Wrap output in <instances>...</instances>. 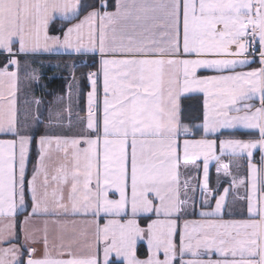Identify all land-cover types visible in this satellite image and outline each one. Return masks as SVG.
<instances>
[{
    "label": "snow or ice",
    "instance_id": "obj_1",
    "mask_svg": "<svg viewBox=\"0 0 264 264\" xmlns=\"http://www.w3.org/2000/svg\"><path fill=\"white\" fill-rule=\"evenodd\" d=\"M54 53L93 57L66 66L69 98L89 69L87 116L53 133L65 120L50 112L37 138L41 101L18 118V57ZM0 54V264H264V0H0ZM189 93L204 96L202 135L181 141ZM238 128L258 138H220ZM224 156L246 157V179ZM212 161L231 177L219 195ZM240 188L248 218L223 219Z\"/></svg>",
    "mask_w": 264,
    "mask_h": 264
},
{
    "label": "crops",
    "instance_id": "obj_2",
    "mask_svg": "<svg viewBox=\"0 0 264 264\" xmlns=\"http://www.w3.org/2000/svg\"><path fill=\"white\" fill-rule=\"evenodd\" d=\"M111 10V8L109 9ZM54 27L52 26L53 31H55L54 29L58 28L59 24L61 23V21L59 19H57L55 22ZM75 57V58H79L78 60H80V62L82 60H88L89 62H91V60L93 59V57L91 55L88 56H76V55H69V54H63V53H59V54H28V55H21L20 57H18L20 59V70H19V80H18V93H17V108H18V118L19 120L23 123L25 120H28L29 122H31V116L34 113V111L31 110H22V96L23 93H27L29 92L28 88L31 87L32 89H34L37 86V83L32 81L31 83H29V85L27 84L28 80H25L23 82V73L26 72L27 68H35V64L32 63L33 59H36L37 57H42L40 59H48V60H59V58H63V57ZM36 57V58H33ZM44 57V58H43ZM88 58V59H87ZM97 60V66H98V57L95 58ZM4 61V55L0 54V66H2V62ZM29 61V62H28ZM62 61V60H59ZM58 61V62H59ZM72 61L73 60H70ZM67 62V61H65ZM66 64V63H65ZM68 65H60V66H55L54 68H57V70H62L63 68H65ZM250 67H259V62H258V58L256 60L255 63H252L250 65ZM61 68V69H60ZM67 69L69 70L68 67H66L65 72L67 71ZM81 67L77 68V71L79 73L82 72H86L89 69H84ZM11 70V69H10ZM58 70V71H59ZM247 70V69H245ZM57 71V72H58ZM25 74V73H24ZM201 74L203 75H213L215 73L211 72V71H205L202 72ZM65 76V74H63ZM79 85L73 84L72 87V96L71 98H69L68 96V84L71 82L70 79H68V81H64L63 86L61 89H48L49 94L47 95V99L45 102V109L44 111H40V113L42 114V119L44 121V123L39 124V126L36 128L35 132H36V136L37 138L39 137V135L44 134L45 132V125L47 124V121L49 119V113L51 112L53 115V118H55V116L57 114H59L61 117L64 118L65 120V127L64 128H54V129H50L51 132L53 133H62V132H68L69 134L74 133L75 131H77L82 125H81V118H86L87 116V92L90 90L89 84L87 79L85 78V82L84 84H82V79L81 75L79 77ZM28 79V78H27ZM35 90V89H34ZM56 90V91H55ZM34 94V93H33ZM196 94H200L201 95V103H202V115H201V121L199 123H197V125H201L203 122V114H204V96L202 93H189V94H185L183 97H181V121L183 124L184 123V119H183V100L184 97L190 96V95H196ZM33 96V95H32ZM258 103V101H257ZM71 104V111H72V128L68 129L67 128V113L65 111L66 107ZM201 132L199 135H195L193 133V129H192V134L188 135V136H181V141L185 138L187 139H199L202 135V128ZM235 130H241V131H253V130H247V129H242V128H238ZM224 131H232V130H224ZM255 132V131H253ZM223 137H232V136H222L220 138ZM13 137L9 136H4V135H0V139H11ZM209 138H216V137H209ZM233 138H238V139H249V138H239V137H233ZM251 138H258V133H256V135L254 137ZM33 152V154H32ZM32 152L30 154V163H29V175L31 173V168L32 165L35 163V152H36V146L35 143L32 146ZM254 163H257V165H260V153L259 150L257 149L254 153ZM221 163H229L230 164V170L233 172L234 175L237 176L238 179H246L247 177V159L246 157H230V156H224L221 158ZM218 163L216 161H212L209 164V188L210 189H214L215 190V195H219L220 193L223 192V189L225 187H229L230 182H231V177H225L223 175V172H221L219 174V177L217 175V167H218ZM188 178H191V182L193 184H197L199 185L200 182H202L203 180V172H202V166H201V170L199 172H197L195 169H192L188 172L187 174ZM184 178V177H182ZM219 180V185L217 183V181ZM246 195L245 192V188H240L238 191H230L228 198H227V207L225 209V213L223 215V219H247L248 215H247V203L246 200L241 199V197H244ZM202 199L199 187H197L196 193H195V215L190 216L188 218L190 219H200L201 217L199 216V211L201 210L200 208V201ZM28 204H29V208H30V198L28 199ZM210 205L211 207L215 206V199H212L210 201ZM229 212H231V214H229ZM26 214V213H25ZM20 219H22V216L19 217ZM67 219H72V217H67ZM56 226L55 225H50V230L51 231H55ZM139 247L144 248L145 253L144 255H139V253H137V255L140 258H145V256L147 255V251H146V244L141 243L139 245ZM138 247V249H139ZM163 258L162 254H161V259ZM213 258H216L215 254L213 255ZM113 259H115L113 257ZM117 263L119 264H123L122 261H117Z\"/></svg>",
    "mask_w": 264,
    "mask_h": 264
},
{
    "label": "trees",
    "instance_id": "obj_3",
    "mask_svg": "<svg viewBox=\"0 0 264 264\" xmlns=\"http://www.w3.org/2000/svg\"><path fill=\"white\" fill-rule=\"evenodd\" d=\"M55 23L53 24L54 27ZM55 30V29H54ZM68 59L70 57L66 56L63 59ZM79 59V58H76ZM88 59V58H87ZM81 68H84L81 66ZM86 69V68H84ZM83 69V70H84ZM57 68H49L42 70V78L43 83H45L47 89H61L64 83V72L58 71ZM82 84L85 82V78L82 79ZM202 115V103H201V95H190L184 97L183 100V119L184 123L187 124L190 128L193 129V133L195 135H199L201 132L200 128H197V123L201 121ZM256 135V132L253 131H241V130H232V131H223L220 137L222 136H232V137H239V138H251ZM33 154V152H32ZM139 255H144L145 250L142 247L138 249ZM116 264H119L116 262Z\"/></svg>",
    "mask_w": 264,
    "mask_h": 264
},
{
    "label": "rangeland",
    "instance_id": "obj_4",
    "mask_svg": "<svg viewBox=\"0 0 264 264\" xmlns=\"http://www.w3.org/2000/svg\"><path fill=\"white\" fill-rule=\"evenodd\" d=\"M33 58H36V57H33ZM40 58H42V57H37L36 59H33V61H32V63L35 64V68L34 69L37 70L36 72L33 71V68L32 69L31 68H27L26 72H24L25 74L23 73V77H22L23 78V82L25 80H28V82H27L28 85L32 81L35 82V79H34L35 76L39 75V77H40L39 83H37V86L34 88L35 90L32 89L31 87H29L28 88V90H29L28 94L25 93V92L23 93L22 102L21 103H22V110H24V111L25 110L35 111L36 107H37L36 104H35V100L37 98L41 101V104L39 106V110L40 111H44V109H45V102H46V99L48 98L47 95L49 94V91H48V89L45 86L46 84L43 83V79H44V78H42V70H43V68L47 70V69H49L51 67L54 68L55 66H60V65H62V66L63 65L70 66L73 62H76L77 64H80V60L76 59L75 57H70L68 59L59 58V60H62V61H59L58 59L53 61V60L40 59ZM69 59L73 60V62L69 61ZM65 61H67V62H65ZM65 68H63V69H65ZM68 68H69V70L67 69L66 72L63 69H62V71L58 69L59 71L64 72V74H65V76L63 78L64 81H68V79L71 80L70 67H68ZM77 73H78V71H76V76L79 77L81 75V73H79V74H77ZM50 90H52V89H50Z\"/></svg>",
    "mask_w": 264,
    "mask_h": 264
}]
</instances>
